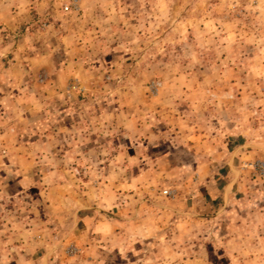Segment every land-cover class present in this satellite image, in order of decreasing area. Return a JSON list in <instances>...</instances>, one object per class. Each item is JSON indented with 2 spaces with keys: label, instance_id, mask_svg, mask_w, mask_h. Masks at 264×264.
Segmentation results:
<instances>
[{
  "label": "rangeland",
  "instance_id": "rangeland-1",
  "mask_svg": "<svg viewBox=\"0 0 264 264\" xmlns=\"http://www.w3.org/2000/svg\"><path fill=\"white\" fill-rule=\"evenodd\" d=\"M69 1L0 0V264H264V0Z\"/></svg>",
  "mask_w": 264,
  "mask_h": 264
},
{
  "label": "crops",
  "instance_id": "crops-1",
  "mask_svg": "<svg viewBox=\"0 0 264 264\" xmlns=\"http://www.w3.org/2000/svg\"><path fill=\"white\" fill-rule=\"evenodd\" d=\"M0 29H4V28H0ZM7 34L5 33H1L2 36V40L0 42V105L1 103L5 102V100L3 99H8V95L9 92L8 90L5 88V85L7 84V82H10V78H9V73H10V68H14L19 70L22 62L20 59H14L12 57H9L8 54H6V51H8L6 49L7 46V41L4 40L3 36H5ZM21 80V79H19ZM0 108H2V106H0Z\"/></svg>",
  "mask_w": 264,
  "mask_h": 264
},
{
  "label": "built area",
  "instance_id": "built-area-1",
  "mask_svg": "<svg viewBox=\"0 0 264 264\" xmlns=\"http://www.w3.org/2000/svg\"><path fill=\"white\" fill-rule=\"evenodd\" d=\"M63 9L77 11L78 10V0H70L68 4L63 6ZM161 193L165 195V194H168L169 191L167 189H163L161 190Z\"/></svg>",
  "mask_w": 264,
  "mask_h": 264
}]
</instances>
